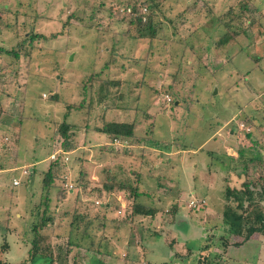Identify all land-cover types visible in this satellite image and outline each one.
<instances>
[{
    "label": "rangeland",
    "instance_id": "1",
    "mask_svg": "<svg viewBox=\"0 0 264 264\" xmlns=\"http://www.w3.org/2000/svg\"><path fill=\"white\" fill-rule=\"evenodd\" d=\"M242 3L0 0V50L20 44L14 52L26 53L17 63L0 54V148L6 150L0 149L6 163L0 172V264H50L42 255L30 260V211L45 198L38 173L61 154L57 131L63 123L72 126L75 150L63 155L57 172L70 198L54 208L56 193L49 192L55 229L40 249L49 250L52 264H264V234L244 240L223 222L229 187L262 191L256 203L264 212V0H249L246 12ZM229 10L234 13L220 24L238 36L225 47L206 49L207 35L211 41L220 37L219 20L211 18ZM150 13L154 26L167 28L163 36L170 44L163 46L158 31L155 40L137 36L131 17ZM195 32L206 46L187 39L183 48V39ZM108 82L122 84L109 89L106 106H99ZM107 122H134V134L145 142L129 145L127 157L109 153L107 137L94 132ZM142 149L149 153L140 165ZM31 169L37 173L27 178ZM107 170L115 182L138 186L136 202L153 207V218L137 217L123 228L130 194L94 196ZM75 198L81 216L92 202L95 208L109 200L120 207L109 209L110 229L93 239L74 233L71 243L77 244L70 245L65 226Z\"/></svg>",
    "mask_w": 264,
    "mask_h": 264
},
{
    "label": "trees",
    "instance_id": "2",
    "mask_svg": "<svg viewBox=\"0 0 264 264\" xmlns=\"http://www.w3.org/2000/svg\"><path fill=\"white\" fill-rule=\"evenodd\" d=\"M248 1L249 0H243V3L241 4V10L243 12L251 11L249 10V7L247 6ZM259 10L260 9L257 7L256 8L254 7L253 9L254 12H259ZM192 12H195V10H192ZM208 12H209L208 16L212 15L211 10H209ZM233 13H234V10H229L222 15L221 14L218 15V17L216 16V18L212 17L211 20H213L214 22L216 21L218 22L219 19L222 20V18H228V16ZM151 14L152 13H150V15L146 18L141 15L138 16L137 14L135 17L133 16L131 17L132 19H130L131 20L130 23L133 25V21L135 22L134 24L137 27V34H138L137 36L140 38H151V39L154 38L155 40L156 38L155 36H157V31H158L159 35H162L161 37L163 41L162 42L163 46L170 44V42H168V38L163 36L167 28L164 25H159L158 22H157L158 27L154 26L153 20L151 18ZM144 18H145V21H143ZM220 20L217 26V29L220 28L219 35H218V37L219 36L220 37L217 41L216 40L211 41L212 38L211 37L209 38V36L207 35L206 41L209 40L210 42L206 46L205 45L206 42H203L204 39L200 38L197 32H195L191 34L190 36H188L186 39H183L182 41V44L184 45L183 48L188 47V43H186L187 39H192V40L196 39L197 42H199L198 44L200 46L205 45L206 49H208L209 47L210 48L212 47L220 48L221 45L225 47L227 43H229L232 39H235L238 36L239 32L235 31V29H233L229 24L223 23L221 25ZM240 31H241L240 32L241 35H245L244 30L241 29ZM35 38H36L35 36H31L30 42H33ZM19 48H20V44H16L14 48H12L13 51L9 52V51H5L1 49L0 54L3 53V54H6V56H10L14 58L17 63L22 55L26 56L25 55L26 53L21 54L19 52H14V50L16 49L18 50ZM190 48L192 47L190 46ZM92 80H94V77L90 79L89 85L86 88L89 91L94 90L93 87L90 85L91 83H93L91 82ZM121 84L122 82H116V83L108 82L106 85H104L103 87H106L105 91L108 90V92L105 93V91L101 89L100 94H99L101 97L98 99L97 104L99 106L100 105L106 106V101L108 99L107 97H111V92L109 89H112V87L114 88L118 87ZM117 96L119 97V94ZM107 107L115 109L114 106L113 107L107 106ZM105 111L107 110L105 109ZM71 127L72 126L70 124H66V123H63L60 125V127L58 128L57 134L58 136H60V138L63 141L61 145L62 146V149L60 152L61 154H57L54 160L49 158L50 162L47 165V169L43 172V174L42 172L38 173L41 179L42 191L44 192L45 198L43 202L41 201L39 204L34 205L33 209L30 211L32 212L30 217L35 218V222L33 223L31 227V232H32L33 237H32L31 249L29 251L30 260H34L39 255H42L44 257H50L49 258L50 264H52L53 260L55 259L49 255L50 253L49 250L46 254L41 253L42 249H40V244L42 240H44V238L46 237L49 238L51 236L50 233H52L53 229H55V219H56L57 214H55L56 213L55 210L49 211L50 210L49 202L51 201L49 192L52 189H54L56 193L55 195L56 203L54 204V208L59 206L60 203H63L67 199V196H68V193L66 192L65 188H63L62 184H60V183L65 182L64 181L65 178L62 179V177L59 176L57 172H58V169L64 168L63 162L65 163V160H64L63 155H66L67 153H70L73 150H75V146L72 144L74 136L73 134L68 133ZM135 131H136V125L134 122H127V123L107 122L94 129V132L105 135L107 139L109 140V143L107 144L109 145V148H106L109 150V153H113V155L115 154L121 157L129 156L130 154L129 145L136 146L138 145L139 142L140 143L145 142L144 137H139L134 134ZM14 136H15L14 138L11 137V141L13 142L14 140L13 147H15L19 141L16 133H14ZM1 150H2L1 152L6 151L3 149ZM143 153H149V152H146L145 150L142 149L141 154L138 155L141 159L138 162L140 163V165L144 164V158L141 156ZM255 158L258 159V157H255ZM9 160H11V158H9ZM135 160H137V157L135 158ZM14 163H15V158L12 164L14 165ZM5 164L6 163L4 159L3 160L0 159V172L6 171ZM13 170H16L15 165H14ZM35 173L37 172L34 169H31L30 173H28L29 176L27 178H29L32 174H35ZM105 174L106 176L104 177V180L102 181L101 188L98 190L95 189V192H94L96 193L94 196L98 201L102 198L103 195L115 197L117 194H120V193H122L124 197H125V194L129 193L130 194L129 199L130 200L133 199L132 205L131 206L127 205L129 206V209L126 206L125 210L127 213V217H126L127 222L121 223V225L122 224L125 225L123 228H127V226L131 225V223L133 224L134 220L137 217L153 218V216L156 213V210L153 207L151 208L146 207L145 205H142L136 202L138 197L140 196V191H139L138 186H135L133 188V186H130L129 182L127 181H125V183L115 182L116 181L115 176L114 175L110 176L109 175L110 171L108 170L105 171ZM139 177L141 176L139 175ZM59 179L62 181L57 182V180ZM80 182L84 184L83 181H80ZM262 194H263L262 191L261 193L254 192L253 190L250 189V186H248L247 184L243 186L242 191L241 190H231L229 188L226 189L224 198L228 204L223 206V222L226 224L228 232L230 234H233L237 237H242L244 240L250 239L255 233L264 234V212L261 210V208L256 203L257 201L261 202L260 199H261ZM257 197H259L258 200H256ZM129 199H128V203L130 204L131 202ZM76 200L77 199L75 198L73 202H75ZM96 203H98L97 204L98 207L95 209L97 211L93 212L91 216H90L89 210L93 211L94 210L93 207L92 208L90 207L91 209L86 210V212H88L86 216H81L80 214H82L83 212L80 213L79 210L71 213L73 215L72 221L69 222V225L65 226V228H68L67 229L68 244L70 245L77 244V243L75 244L71 243V240L74 239L72 237L74 233L76 235L79 234L80 237L82 238H92L93 239L96 233L105 231V227L106 228L110 227L111 226L110 224L114 223L112 220H109L107 218L106 212L107 211L109 212V209L111 208L112 204L115 208L118 209L120 207L119 203L117 201H110V200L107 203H103V202H96ZM232 205H235V206H232ZM67 206L68 205H66V208ZM90 206H92V204H90ZM175 212L176 211L172 212V214H175ZM45 244L47 245V242ZM3 248H7L6 244H4ZM45 248L49 249V246ZM58 250H60L59 247H58ZM67 253L68 252H66V255ZM61 254H63V251L59 252L57 256H61ZM63 260L64 258H61V261Z\"/></svg>",
    "mask_w": 264,
    "mask_h": 264
},
{
    "label": "crops",
    "instance_id": "3",
    "mask_svg": "<svg viewBox=\"0 0 264 264\" xmlns=\"http://www.w3.org/2000/svg\"><path fill=\"white\" fill-rule=\"evenodd\" d=\"M135 146V145H134ZM229 155V154H228ZM165 180V179H164ZM157 187H159V185L157 186ZM156 187V188H157ZM229 187V186H228ZM229 188H231V187H229ZM67 198H70L69 196H67ZM115 198H116V196H115ZM77 200L75 201V202H73L74 203V209L72 210V212H70V211H68L69 212V214L70 213H73L74 211H77L78 210V208H77V205H78V198H76ZM80 199V198H79ZM76 203H77V205H76ZM82 203H84V200H82ZM93 204H92V206H90L91 208L93 207L94 208V210L92 211V212H90V213H93V212H95V211H97V210H95L96 208H95V206H94V202H92ZM87 205V204H86ZM90 211V210H89ZM108 212V211H107ZM106 212V216H107V218H108V213ZM80 213H82V212H80ZM104 214H105V212H104ZM109 219V218H108ZM108 229H110V227H105V231L106 230H108ZM67 262V261H66ZM68 263H69V261H68ZM67 263V264H68ZM72 263V262H71Z\"/></svg>",
    "mask_w": 264,
    "mask_h": 264
},
{
    "label": "built area",
    "instance_id": "4",
    "mask_svg": "<svg viewBox=\"0 0 264 264\" xmlns=\"http://www.w3.org/2000/svg\"><path fill=\"white\" fill-rule=\"evenodd\" d=\"M167 100H169L168 98H167ZM51 159H55V156H52V158ZM20 183L18 182V181H14L13 182V185L14 186H18Z\"/></svg>",
    "mask_w": 264,
    "mask_h": 264
}]
</instances>
